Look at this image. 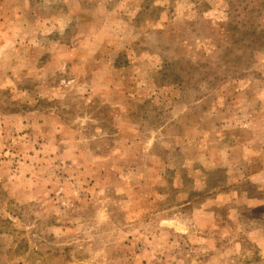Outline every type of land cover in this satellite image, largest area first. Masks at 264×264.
Returning a JSON list of instances; mask_svg holds the SVG:
<instances>
[{
    "label": "rangeland",
    "instance_id": "1",
    "mask_svg": "<svg viewBox=\"0 0 264 264\" xmlns=\"http://www.w3.org/2000/svg\"><path fill=\"white\" fill-rule=\"evenodd\" d=\"M0 264H264V0H0Z\"/></svg>",
    "mask_w": 264,
    "mask_h": 264
}]
</instances>
